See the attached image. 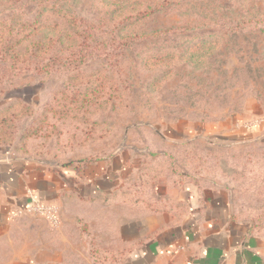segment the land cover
Segmentation results:
<instances>
[{"label":"rangeland","instance_id":"rangeland-1","mask_svg":"<svg viewBox=\"0 0 264 264\" xmlns=\"http://www.w3.org/2000/svg\"><path fill=\"white\" fill-rule=\"evenodd\" d=\"M0 121L62 161L190 129L264 237V0H0ZM23 215L0 231V264L45 241L47 220Z\"/></svg>","mask_w":264,"mask_h":264},{"label":"crops","instance_id":"crops-1","mask_svg":"<svg viewBox=\"0 0 264 264\" xmlns=\"http://www.w3.org/2000/svg\"><path fill=\"white\" fill-rule=\"evenodd\" d=\"M193 133L156 131L110 154L66 161L0 147V231L38 200L56 205L59 221L45 233L30 226L45 241L24 247L25 264H96L92 254L105 264H264V237L236 211L232 188L164 165Z\"/></svg>","mask_w":264,"mask_h":264},{"label":"trees","instance_id":"trees-1","mask_svg":"<svg viewBox=\"0 0 264 264\" xmlns=\"http://www.w3.org/2000/svg\"><path fill=\"white\" fill-rule=\"evenodd\" d=\"M76 53H78V51H71L69 53V55H67L65 57V60L71 61V62H74L76 60L77 61L82 60V58L79 55H75ZM4 125H5L4 123H2V124L0 123V131L3 129ZM9 125H12V124H9V123L6 124L5 125L6 129L2 130V132L6 131V136L3 133H0V147H9L10 145H14V149L17 152L25 153V154L28 153V154H30L32 156H36V157L44 156V155H40V154H35V152L33 154L29 153L27 150V147L25 149H21V147H23V146H21V145L18 146V144H17L20 141H17V143H16L17 145L15 146V143H13V141L11 139L8 140L9 139V130L7 127H9ZM30 128H32V127L31 126L29 127V124L26 127H24V129L21 132L22 133V136H21L22 140L21 141H27V140L32 138L31 136H33V135H32V132H30ZM58 146L62 147L61 144ZM172 150L174 152L169 154V156L166 157V164H164L172 172L179 171L180 173H183L186 176H190L192 174H195V175L207 174L208 176H212L213 178H218L219 175L220 176L223 175L218 170L214 171L215 169L210 168L208 166L205 168L204 164L206 163L205 160L207 159V157L204 156L205 153H204V155H202L200 153V151H198L196 149L193 142L183 143L180 147H173ZM150 156L154 162L157 161V159L160 157L159 154L156 152H151ZM164 165H162V167ZM150 166L151 167L146 166L145 170H159V171H161L160 168L153 167V165H150ZM146 172L147 171H144V173L141 174L140 177L141 178L146 177ZM145 181H146V179H145ZM142 189L143 190L146 189L144 184H142ZM240 216L244 218V216H242V215H240ZM249 221L251 222L252 228L254 229L253 222L251 220H249ZM94 255H96V254H94ZM94 255L92 254L94 262H96V264H105L103 259H102L101 254H99V256H94Z\"/></svg>","mask_w":264,"mask_h":264},{"label":"built area","instance_id":"built-area-1","mask_svg":"<svg viewBox=\"0 0 264 264\" xmlns=\"http://www.w3.org/2000/svg\"><path fill=\"white\" fill-rule=\"evenodd\" d=\"M23 212L36 213L47 220L51 225L56 226L59 221V211L56 205L50 202L34 200L24 209L17 210L11 214V218Z\"/></svg>","mask_w":264,"mask_h":264}]
</instances>
